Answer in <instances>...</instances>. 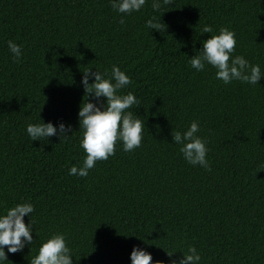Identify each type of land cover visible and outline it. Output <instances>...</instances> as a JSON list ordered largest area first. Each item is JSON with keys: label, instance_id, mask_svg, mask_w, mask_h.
Returning <instances> with one entry per match:
<instances>
[{"label": "trees", "instance_id": "obj_1", "mask_svg": "<svg viewBox=\"0 0 264 264\" xmlns=\"http://www.w3.org/2000/svg\"><path fill=\"white\" fill-rule=\"evenodd\" d=\"M151 3L125 15L109 0H0V212L34 206V242L5 247L10 264H30L56 232L73 264H131L134 246L153 264H172L189 246L199 264H264V79L224 84L211 66L189 63L225 27L235 33L232 55L264 74V0H172L156 11ZM152 17L160 31L146 27ZM113 65L130 77L119 94L137 98L127 111L145 122L141 144L126 152L117 141L86 177L69 175L85 157L82 72L110 76ZM39 118L70 125L69 137L32 141L26 125ZM193 121L210 170L188 164L172 141Z\"/></svg>", "mask_w": 264, "mask_h": 264}, {"label": "clouds", "instance_id": "obj_2", "mask_svg": "<svg viewBox=\"0 0 264 264\" xmlns=\"http://www.w3.org/2000/svg\"><path fill=\"white\" fill-rule=\"evenodd\" d=\"M112 9L117 13L131 14L139 12L146 4V0H109ZM172 0H152L151 6L154 11L162 6H169ZM123 23V19H121ZM165 26L155 17L146 21V27L152 31H160ZM203 33H211L213 29L205 25ZM236 45L235 33L228 28L221 27L218 34L209 36L201 42L200 50L189 59V63L197 72L205 69L206 65L214 68L216 79L224 84L232 81H241L250 85H256L264 74L261 73L258 64H250L243 56H233ZM9 51L15 59L22 55L21 46L14 41L7 42ZM81 85L85 97L79 107L78 120L79 130L82 129L80 147L85 152L83 163L80 167L73 165L68 174L86 177L97 161L107 160L115 152L117 141L122 144L126 152L138 148L142 140V130L145 122L131 111H127L137 98L132 92L119 94V90L131 83L130 77L117 65L111 68V75L101 73L99 70L86 69L82 72ZM92 83H89V80ZM91 96L95 103L90 102ZM103 98V103H101ZM39 123H28L26 133L32 141H40L54 135L60 139L69 137L67 132L71 126L63 122L54 125L51 121L45 123L40 119ZM199 124L193 121L185 131L171 133L173 143L179 145V151L183 159L190 165H199L209 169L206 158L208 149L206 140L197 135ZM34 212L31 202L16 203L0 212V264H10L7 253L22 251L26 245L33 244L34 225L30 219ZM29 217L25 224L24 217ZM174 253L168 254L171 257ZM72 249L68 246L66 236L62 232L52 233L38 247L36 255L31 258L30 264H73ZM201 260L197 250L189 246L186 252L181 253L178 260L172 264H199ZM131 264H153L152 256L143 248L134 246L130 253ZM155 264H161L157 261Z\"/></svg>", "mask_w": 264, "mask_h": 264}]
</instances>
